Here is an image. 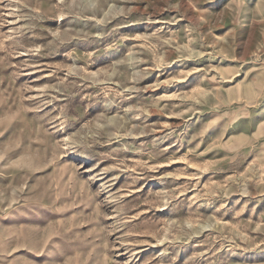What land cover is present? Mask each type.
Here are the masks:
<instances>
[{"label":"rangeland","instance_id":"rangeland-1","mask_svg":"<svg viewBox=\"0 0 264 264\" xmlns=\"http://www.w3.org/2000/svg\"><path fill=\"white\" fill-rule=\"evenodd\" d=\"M0 264H264V0H0Z\"/></svg>","mask_w":264,"mask_h":264}]
</instances>
